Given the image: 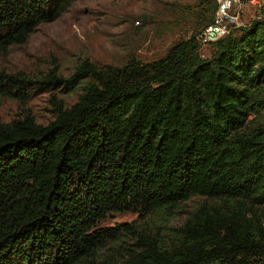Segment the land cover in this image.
<instances>
[{
	"label": "trees",
	"instance_id": "1",
	"mask_svg": "<svg viewBox=\"0 0 264 264\" xmlns=\"http://www.w3.org/2000/svg\"><path fill=\"white\" fill-rule=\"evenodd\" d=\"M75 1L0 0V55ZM215 11L156 60L44 82L78 91L46 125L0 119V264H264V20L201 45Z\"/></svg>",
	"mask_w": 264,
	"mask_h": 264
},
{
	"label": "rangeland",
	"instance_id": "2",
	"mask_svg": "<svg viewBox=\"0 0 264 264\" xmlns=\"http://www.w3.org/2000/svg\"><path fill=\"white\" fill-rule=\"evenodd\" d=\"M217 2L76 0L57 20L37 27L25 44L12 46L0 55L1 76L31 82L25 99L0 94L1 121L9 123L29 114L37 124L46 125L54 118V104L58 101L72 105L78 91L65 89L62 82L49 87L44 82L50 83L55 76L68 79L86 60L97 66L114 67L123 66L130 58L156 60L173 43L188 38L200 11L217 6ZM209 52V46H202V57H208ZM190 206L187 202L185 210ZM136 221L138 215L134 213L112 214L101 226ZM183 221L184 217L178 216L171 226H179Z\"/></svg>",
	"mask_w": 264,
	"mask_h": 264
},
{
	"label": "built area",
	"instance_id": "3",
	"mask_svg": "<svg viewBox=\"0 0 264 264\" xmlns=\"http://www.w3.org/2000/svg\"><path fill=\"white\" fill-rule=\"evenodd\" d=\"M251 20H264V0H218L211 24L196 40L201 45L217 42Z\"/></svg>",
	"mask_w": 264,
	"mask_h": 264
}]
</instances>
